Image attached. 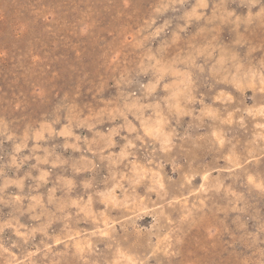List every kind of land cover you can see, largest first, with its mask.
<instances>
[{
    "label": "rangeland",
    "instance_id": "rangeland-1",
    "mask_svg": "<svg viewBox=\"0 0 264 264\" xmlns=\"http://www.w3.org/2000/svg\"><path fill=\"white\" fill-rule=\"evenodd\" d=\"M0 264H264V0H0Z\"/></svg>",
    "mask_w": 264,
    "mask_h": 264
}]
</instances>
